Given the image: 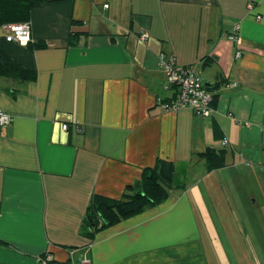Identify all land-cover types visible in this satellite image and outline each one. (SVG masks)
<instances>
[{"label": "crops", "instance_id": "1", "mask_svg": "<svg viewBox=\"0 0 264 264\" xmlns=\"http://www.w3.org/2000/svg\"><path fill=\"white\" fill-rule=\"evenodd\" d=\"M29 23L45 49L1 40L37 79L0 77L13 117L0 129V264H196L201 183L216 174L197 154L226 149L229 170L264 177V0H48ZM162 55L225 81L211 117L168 108ZM160 159L182 187L93 240L80 234L94 196L122 198Z\"/></svg>", "mask_w": 264, "mask_h": 264}, {"label": "rangeland", "instance_id": "2", "mask_svg": "<svg viewBox=\"0 0 264 264\" xmlns=\"http://www.w3.org/2000/svg\"><path fill=\"white\" fill-rule=\"evenodd\" d=\"M224 169L201 183L208 213L200 205L196 264H264V177L255 174L261 169Z\"/></svg>", "mask_w": 264, "mask_h": 264}, {"label": "trees", "instance_id": "3", "mask_svg": "<svg viewBox=\"0 0 264 264\" xmlns=\"http://www.w3.org/2000/svg\"><path fill=\"white\" fill-rule=\"evenodd\" d=\"M48 0H0V30L5 25L22 24L30 21L31 12L45 5ZM0 37V77L18 78L23 82H34L37 79L35 71L28 70L15 62L1 47ZM4 40V39H3ZM32 50L45 49L46 44H29ZM214 63L213 58L206 57L201 62L202 68H208ZM225 81L219 80L210 90L213 93L212 106L216 109L220 97L219 91ZM219 125H215L216 135H219ZM204 161L208 172L222 170L227 167L228 151L208 147L203 153L197 154ZM182 184V185H181ZM176 185L175 167L171 162L160 159L154 168L144 171L142 179L130 186L120 199H109L94 196L82 223L80 234L93 240L102 230L116 226L120 222L142 214L149 208L164 203ZM84 257L79 261L81 264ZM49 263H53L52 259Z\"/></svg>", "mask_w": 264, "mask_h": 264}, {"label": "built area", "instance_id": "4", "mask_svg": "<svg viewBox=\"0 0 264 264\" xmlns=\"http://www.w3.org/2000/svg\"><path fill=\"white\" fill-rule=\"evenodd\" d=\"M2 31L4 32L2 38L8 43H15L21 47H28L32 43L29 22L5 25ZM229 39L235 43L240 42L236 34L230 35ZM162 66L166 81L164 88L174 91L175 95L173 101L168 104V108L174 111L189 108L201 118H209L215 113V108L212 106L214 95L206 88L203 77L194 68L182 67L178 65L173 56L167 57L166 55H162ZM12 122L13 117L0 110V129L8 127ZM63 130L67 131L68 126L63 125ZM222 145L226 147L228 142L223 140ZM50 260L51 257L49 256L47 261L42 264H49ZM81 264H92V262L83 259Z\"/></svg>", "mask_w": 264, "mask_h": 264}, {"label": "water", "instance_id": "5", "mask_svg": "<svg viewBox=\"0 0 264 264\" xmlns=\"http://www.w3.org/2000/svg\"><path fill=\"white\" fill-rule=\"evenodd\" d=\"M205 86H206L207 89H210V90L213 88V85H211L209 83H205Z\"/></svg>", "mask_w": 264, "mask_h": 264}]
</instances>
